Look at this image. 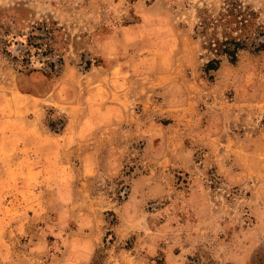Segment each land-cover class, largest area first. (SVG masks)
Here are the masks:
<instances>
[{
	"label": "rangeland",
	"instance_id": "1",
	"mask_svg": "<svg viewBox=\"0 0 264 264\" xmlns=\"http://www.w3.org/2000/svg\"><path fill=\"white\" fill-rule=\"evenodd\" d=\"M221 1L0 0V131L19 133L4 121L19 115L60 133V106L105 101L107 92L125 104L148 94L149 115L161 116L151 140L122 149L119 173L90 187L77 181L74 200H85L90 223L61 222L55 189L42 183L23 185L19 210L8 208L1 195L16 174L5 172L0 151V264H264V50L247 46L234 63L204 70L209 55L194 27L199 10L216 13ZM243 1L254 11L250 30H264V0ZM32 32L49 45L29 72L1 40L14 54ZM11 214L23 219L18 231L3 220ZM81 227L90 233L83 245H96L67 248Z\"/></svg>",
	"mask_w": 264,
	"mask_h": 264
},
{
	"label": "crops",
	"instance_id": "2",
	"mask_svg": "<svg viewBox=\"0 0 264 264\" xmlns=\"http://www.w3.org/2000/svg\"><path fill=\"white\" fill-rule=\"evenodd\" d=\"M147 95H138V98L134 97L129 104H125L113 102V96L107 92L104 97L107 99L105 101L89 103L81 100L76 103L63 104L62 107H59V111L64 113L66 121L60 133L42 130V122L39 116H37L35 123L29 120L25 122L19 115L5 117L4 121L9 122L13 128L21 126L19 133L0 131V151L4 153L6 158L3 169L10 175L11 173L16 174L13 178L9 177L4 183V187L10 189L1 195L7 200L6 206L9 208L8 204L11 202L14 205L18 204L16 206V211H18L19 204H22L19 190L24 188L23 185L33 186L42 183L51 189H55L54 198L51 202L53 201L58 205V216L61 222L66 223L72 219H80L82 224L90 223L91 220L87 219L86 216V209L84 210L87 207L85 200L82 205H78L74 200L73 189L77 186L78 180L90 187L93 182L100 183L104 176L119 173L121 162L125 157L122 149L136 140L144 139L148 142L152 139L150 133L152 119L159 120L161 116L156 118L154 114V118V115H149L151 108H148ZM135 100L136 102H134ZM157 108L160 111L167 110L162 106H157ZM29 125L36 127L31 130L33 133L31 141L28 140L24 131L25 127ZM119 133L121 142L114 144L113 141L116 140L114 135ZM46 137L49 138L48 144L50 145L45 150L42 142ZM116 150H120L121 153H117ZM36 157H39V160H32V164L27 165L28 167H24L18 161L20 158L35 159ZM45 158L48 159V163ZM27 172L35 178L21 180L20 174ZM32 207L36 211L34 205ZM22 209L23 207H21ZM79 212L82 213L81 217L77 215ZM13 214L6 215L3 220L9 222V226L18 231L19 226L23 224V219ZM90 225L92 227L93 224ZM84 227L72 230L74 234L80 235V239L73 240L74 234H72L71 239L66 244L67 248H94L96 242L93 247H90V242L87 246L83 245L84 239L90 234L85 232ZM31 235L34 236V234ZM222 259L230 258L222 255ZM238 259L245 261L243 256Z\"/></svg>",
	"mask_w": 264,
	"mask_h": 264
},
{
	"label": "trees",
	"instance_id": "3",
	"mask_svg": "<svg viewBox=\"0 0 264 264\" xmlns=\"http://www.w3.org/2000/svg\"><path fill=\"white\" fill-rule=\"evenodd\" d=\"M254 11L243 0H222L219 10L216 13L209 12L204 8L199 10L198 22L194 27L195 35L201 38V49L209 57L204 64V70H216L222 58L234 63L237 60L240 50L252 46V50H264V30H250L251 17ZM39 28V27H38ZM47 30V29H46ZM49 32V30H47ZM46 32V37L50 36ZM9 35V34H8ZM16 37L15 35L11 38ZM27 47L23 42H17L14 54L6 49L8 39L1 40L3 49L10 55L17 65L29 72L35 70L29 67L31 58L47 41L41 42L44 36L32 32L27 37ZM35 39H39L35 41ZM61 60V59H60ZM54 70V62L48 65ZM47 73V72H46ZM264 123V116L262 119Z\"/></svg>",
	"mask_w": 264,
	"mask_h": 264
}]
</instances>
